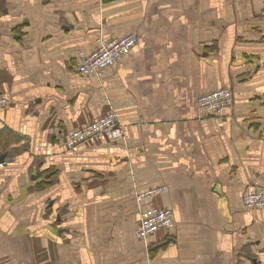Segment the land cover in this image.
I'll use <instances>...</instances> for the list:
<instances>
[{
  "label": "crops",
  "instance_id": "obj_1",
  "mask_svg": "<svg viewBox=\"0 0 264 264\" xmlns=\"http://www.w3.org/2000/svg\"><path fill=\"white\" fill-rule=\"evenodd\" d=\"M128 33L114 66L77 73ZM222 87L233 106L201 112ZM1 94L0 264H264V207L243 201L264 188V0H0ZM108 110L124 138L67 151ZM152 206L175 225L139 239Z\"/></svg>",
  "mask_w": 264,
  "mask_h": 264
},
{
  "label": "built area",
  "instance_id": "obj_2",
  "mask_svg": "<svg viewBox=\"0 0 264 264\" xmlns=\"http://www.w3.org/2000/svg\"><path fill=\"white\" fill-rule=\"evenodd\" d=\"M139 37L134 33L104 40L100 47L92 53L82 54L77 60L76 71L81 75L101 76L105 70L114 66L123 56L129 54L138 45ZM10 103L7 95H0V108ZM234 104V92L230 87L214 89L202 94L198 98V108L201 112L222 116L227 108ZM125 136L124 129L119 123L113 110H108L97 118L74 128L65 137L64 145L67 151L78 153L85 144L96 145L106 140L119 141ZM3 166V164H0ZM166 190L165 186L154 187L138 195L142 200L157 196ZM243 201L247 209L264 207V188L248 187L243 194ZM175 225L174 211L170 208L152 206L143 210L136 228L139 239Z\"/></svg>",
  "mask_w": 264,
  "mask_h": 264
},
{
  "label": "water",
  "instance_id": "obj_3",
  "mask_svg": "<svg viewBox=\"0 0 264 264\" xmlns=\"http://www.w3.org/2000/svg\"><path fill=\"white\" fill-rule=\"evenodd\" d=\"M9 158H7V152H1L0 153V164H6L9 162Z\"/></svg>",
  "mask_w": 264,
  "mask_h": 264
},
{
  "label": "rangeland",
  "instance_id": "obj_4",
  "mask_svg": "<svg viewBox=\"0 0 264 264\" xmlns=\"http://www.w3.org/2000/svg\"><path fill=\"white\" fill-rule=\"evenodd\" d=\"M2 134H4V132H3V131H1V135H2Z\"/></svg>",
  "mask_w": 264,
  "mask_h": 264
}]
</instances>
